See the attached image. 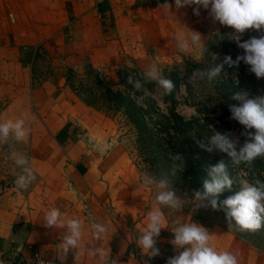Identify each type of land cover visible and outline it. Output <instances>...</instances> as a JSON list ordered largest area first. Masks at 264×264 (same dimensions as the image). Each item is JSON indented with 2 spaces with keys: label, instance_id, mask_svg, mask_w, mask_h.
I'll list each match as a JSON object with an SVG mask.
<instances>
[{
  "label": "rangeland",
  "instance_id": "1",
  "mask_svg": "<svg viewBox=\"0 0 264 264\" xmlns=\"http://www.w3.org/2000/svg\"><path fill=\"white\" fill-rule=\"evenodd\" d=\"M22 1H30L38 5L46 0H10V7L6 8L2 15L0 31L9 38L6 41L0 35V47L3 44H6V48L10 45V54L6 57L0 56L1 113L9 104L11 106L12 103H18L20 99H24L25 102L30 101L33 91L44 82L52 85L65 82L64 76L68 68L74 69L81 75L82 67L88 61L96 69L105 71L114 79V69L119 63L135 65L145 74L155 66L162 74L178 71L181 86L175 94L178 102L176 110L185 119L198 116L197 111L200 110L203 112L202 116L199 115L201 123L207 122L210 129L216 127L217 132L227 133L230 139L238 141L237 149L246 141L244 127L233 121L231 116L219 117L222 113V104L219 102L217 91L221 88L222 81L230 79L236 86L242 87L241 92L246 91L249 98L264 96V78L258 79L250 72L249 65L230 67L227 64H224L220 75L211 82L207 77L200 79L196 76L195 65L199 66V71L207 72L222 64L225 56H228L233 49H236L240 56L244 54L243 49L235 43L234 37L238 35L235 30L214 21L209 15V10L201 7L199 15H195L193 13L195 5L177 9L172 0L169 3L172 8L166 13L163 8L140 7V0H113L112 4L104 5L111 13V22L105 14L102 29L99 26L96 28L92 21L77 19V23L70 21L65 30L58 8L48 6L45 9L31 8L36 14L31 13L30 18L24 20V17L29 16L23 15L27 10L21 7ZM101 4L103 5L104 2ZM7 10H10V20L7 19L9 15ZM34 15L37 18H33ZM110 23L113 26L110 27ZM222 30H227L228 44L222 36H218L206 48L208 40ZM180 31L186 34H190L191 31L199 32L201 44L206 51L201 54L200 49L192 48L188 52H181L177 45V34ZM239 35V42L242 43L253 36L259 38L264 33L248 29ZM158 96L159 90L156 88L153 97L158 106L165 110L166 105L160 106ZM74 105L75 101L71 99L64 109L58 111L59 114H66L71 119L62 127L61 132L55 135L53 144H61L65 148L76 140L83 141L89 152L82 159L95 160L97 164L92 171L100 181H106L107 184L108 196L104 197L105 200L103 199L98 209H102L101 213L104 212L105 217L111 218V221L116 220L113 224H117L119 218L125 213L129 214L131 210L132 212L142 209L154 211L160 208L165 219L186 212L191 218L199 219L206 225H216L232 232L229 225L210 206L193 211L194 194L187 190H176L169 186L170 190H174L176 195L184 200V208L181 211L159 204L155 196L162 191L158 187L161 179L151 177L144 165V156L137 150L132 127L119 115L108 117L102 112L97 114L85 106L76 109ZM191 109H195V114L190 112ZM101 115L108 120L111 133L104 140L94 141L93 136L87 134V127L93 126L96 120L98 121L96 118L102 117ZM46 117V114H39L37 109L31 106L30 119L26 121L29 130L27 139L17 142L12 134L10 144L4 145L0 150V162H10L9 170L3 169L6 178L1 180L2 191L14 186V179L20 175H26L24 170L28 168V163L17 165L15 160L24 156L29 161L30 156L28 149L24 152L10 151L8 146L24 145L25 148L36 142L49 143L50 141L47 142L44 137L45 131L52 132L54 128L47 125ZM96 144L102 145V148L99 146L95 148ZM112 146L120 147V152L113 156L118 164L116 167L104 169L98 161L108 157L106 152ZM37 160L41 163L44 159L38 157ZM256 160L262 164L260 169L263 172L264 157H258ZM251 165L244 163L235 165L233 162L227 165L228 173L233 180L232 186L239 191L242 187L241 179L247 178L250 182L252 178ZM244 172L248 173L247 177H243ZM35 176L36 179L25 191L32 189L38 182V174L35 173ZM138 215L141 216V213L138 212Z\"/></svg>",
  "mask_w": 264,
  "mask_h": 264
},
{
  "label": "crops",
  "instance_id": "2",
  "mask_svg": "<svg viewBox=\"0 0 264 264\" xmlns=\"http://www.w3.org/2000/svg\"><path fill=\"white\" fill-rule=\"evenodd\" d=\"M171 1L167 0V3ZM9 2L10 0H0V23L5 9L10 7ZM102 2H104L103 5ZM112 2L113 0H46L35 5L30 1H22L21 7L27 10L23 12V15L29 16L24 17V20L30 18L31 13H35L31 8L50 7L59 9L65 30L70 21L77 23V19L92 21L96 28L99 26L102 29L106 17L111 22V13L104 5L107 6ZM139 2L140 7L149 9L161 8L159 5L164 4L166 0H140ZM9 13L10 10H7V15ZM105 14L106 17H104ZM33 18L37 17L34 15ZM7 19L10 20V14ZM1 32V37L7 41L8 35ZM7 46L6 48V44H3L2 48L0 47V56L6 57L10 54V45ZM3 63L5 64V61ZM71 99L75 101L76 109L85 106L99 114L98 111L83 104L65 82L57 85L44 82L33 91L30 101L25 102L24 99H20L18 103H12L11 106L9 104L2 113L0 112V121L22 119L24 128L28 130L26 121L30 119L31 106H34L39 114L47 115V125L54 128L52 132L45 131L44 137L47 142L50 141L49 143L36 142L25 148L24 145L8 146L10 151L24 152L26 149L30 151L28 169L39 176L38 182L32 189L29 188L27 191L19 189L15 183L14 186L2 191L1 180L6 178L3 169L7 170L10 162H0V260L30 263L33 253L38 251L42 256L55 260L57 264H111V261H115V264H166L168 258L178 254L170 243L173 238V229L178 224L197 223L208 230L210 246L218 252L229 251L236 254L238 264H264V254L245 244L232 232L216 225H206L199 219L191 218L186 212L165 219V226L157 238L156 246L160 254L151 258L147 257L138 246L137 240L143 228L146 227L147 216L152 210L142 209L136 212L131 210L129 214L125 213L120 217L117 224H113L116 220L111 221V218L105 217L104 212L101 213L102 209H98L105 200L104 197L108 196L107 184L106 181H100L92 171L97 162L90 158L82 159L89 152L83 141L76 140L66 146V149L61 144H53L55 135L60 133L62 127L71 119L66 114H59L58 111L64 109ZM16 104L18 106L14 107ZM101 116L96 118L98 121L96 120L93 126L87 127V134L92 135L94 141L104 140L111 133L108 120ZM12 134L14 133L9 134L6 142L0 141V150L4 145L10 144ZM33 136L35 137L34 134ZM97 146L102 148L99 144H96L95 148ZM119 148V146L110 147L106 152L108 157L98 161L104 169L117 166L118 163L113 156L120 152ZM38 157L44 160L40 163L37 160ZM16 180L17 178L14 179ZM52 208L60 210L61 219L65 222L79 218L83 225L78 247L71 249L66 256L61 252V247L68 233L67 227L48 228L44 225L45 215ZM93 224L106 225L107 234H102L99 240L94 239ZM100 249L108 255H100L98 251ZM136 251L138 255H135Z\"/></svg>",
  "mask_w": 264,
  "mask_h": 264
},
{
  "label": "clouds",
  "instance_id": "3",
  "mask_svg": "<svg viewBox=\"0 0 264 264\" xmlns=\"http://www.w3.org/2000/svg\"><path fill=\"white\" fill-rule=\"evenodd\" d=\"M174 5L177 9L195 5L196 7L193 8L195 15H199L201 7L209 10V15L214 21L235 30L238 35L234 38L238 42V47L244 51V54L237 56L235 61L230 56H225L222 64L207 72L198 71L196 76L200 79L207 77L211 82L220 75L224 64L231 67L243 61L250 66V72L254 73L258 79L264 78V35L259 38L253 36L242 43L239 42V34H243L245 30L252 29L264 33V0H174ZM159 7L167 13L170 12L172 5L166 0ZM177 45L181 52H188L192 48L200 49L201 54L206 51V48L201 44V34L196 31H191L190 34L180 31L177 34ZM128 82L133 84L136 91L142 92L143 96L152 95L139 80L133 81L132 76L128 77ZM145 82L157 85L159 90L157 98L160 106L164 107L162 97L171 95L175 88L174 83L155 66L147 72ZM231 99L239 102L238 105H229V111L231 118L238 121L246 130L247 139L243 145L237 150L238 141L230 139L227 133L220 132H214L207 145L201 141H196V143L208 152L218 149L220 152L226 153L235 165L241 163L251 165L256 158L264 157V96L249 98L248 93L244 91L234 93ZM190 112L195 114V109H191ZM10 133H14L17 142H23L27 139L29 130L24 128L22 119L0 121V141L6 142ZM192 137L195 138V135L193 134ZM172 159L181 161L182 166V156L176 154ZM15 163L26 165L28 161L24 156H20L15 160ZM24 171L26 175H20L15 183L19 189L26 190L28 185L36 179V176L31 169L25 168ZM247 175V172L243 173V177H247ZM232 184L233 180L223 161L209 166L207 178L202 182V190L194 192L193 211L208 206L213 210L222 208L226 213L227 221H233L232 227L238 231L255 232L264 227V181L254 179L249 182L247 178H243L240 181L241 190L218 203V195L226 189L230 190ZM158 187L162 189L155 196V200L159 204L166 205L175 211H181L184 208V200L179 198L174 190L169 189V182L166 179L159 181ZM61 216L58 208H52L45 215L44 225L48 228L67 227L68 233L61 247V252L66 256L71 249L78 247L83 225L79 218L69 219L65 222ZM147 220L148 223L143 228L137 244L147 257L151 258L160 254L156 245L157 238L165 226V216L163 211L157 208L148 214ZM92 227L95 229L92 236L97 240L101 238L102 234L108 232V227L101 224H93ZM172 233L173 238L170 243L178 254L168 258L166 264H238L236 254L229 251L218 252L210 246L208 230L197 223L178 224ZM98 251L102 256L108 255L102 249ZM0 264H4V261L0 260ZM111 264H115V261H111Z\"/></svg>",
  "mask_w": 264,
  "mask_h": 264
},
{
  "label": "trees",
  "instance_id": "4",
  "mask_svg": "<svg viewBox=\"0 0 264 264\" xmlns=\"http://www.w3.org/2000/svg\"><path fill=\"white\" fill-rule=\"evenodd\" d=\"M110 26H113V24L110 23ZM218 36H222L225 43L228 44L227 30H222L208 40L206 48ZM228 56L235 61L237 56L240 55L236 49H233L232 52L228 53ZM238 65L248 66L243 61H240ZM194 68L197 72L199 71V66L195 65ZM114 72L115 79L105 71L96 69L88 61L83 65L81 75L74 69L68 68L64 77L66 85L83 104L104 113L108 117L119 115L132 127L137 150L144 156L143 163L151 177L161 180L166 179L173 189L187 190L189 193L194 194L196 190H202V182L207 178L209 166H213L220 161H223L226 165L232 162L226 153L220 152L218 149L208 152L196 143V141H201L207 145L209 138L214 132H217L216 127L210 129L207 122L201 123L199 117L203 115V112L198 110V116L190 119H185L177 112L178 102L175 94L181 86L178 71L163 72V75L175 85L171 95L162 97L166 105L165 110L158 106L153 97L157 85L146 83V74L135 65L129 66L119 63L116 65ZM129 76H132L133 81L139 80L152 95L143 96L142 92L136 91L133 84L128 82ZM241 82L243 84L244 81ZM221 83V88L217 91L219 102L222 104V113L219 117H230L229 105H237L238 103V101L232 100L231 97L234 93L241 92L242 87L236 86L230 79ZM142 96L143 98H141ZM205 118L207 119V117H203V119ZM220 133L223 134L224 132L220 131ZM193 134L195 138L192 137ZM176 154L183 157L182 166L181 161L172 159ZM253 162L250 182L254 179L264 181V171L262 172L260 169L262 164L257 160ZM238 191L239 189L233 186L230 190H224L218 195V203ZM215 211L229 225L234 235L245 244L264 254V227L255 232L238 231L232 227L233 221H227L226 213L222 208Z\"/></svg>",
  "mask_w": 264,
  "mask_h": 264
},
{
  "label": "built area",
  "instance_id": "5",
  "mask_svg": "<svg viewBox=\"0 0 264 264\" xmlns=\"http://www.w3.org/2000/svg\"><path fill=\"white\" fill-rule=\"evenodd\" d=\"M235 43L238 44V42L235 39ZM135 255H138V252L136 251ZM57 264L55 260L46 258L42 256L38 251H35L33 253V258L30 263H22V262H14V261H5L4 264Z\"/></svg>",
  "mask_w": 264,
  "mask_h": 264
}]
</instances>
